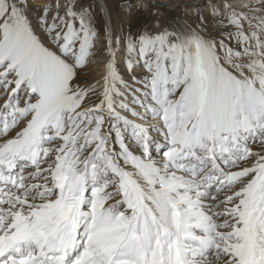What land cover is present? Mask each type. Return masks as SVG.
Masks as SVG:
<instances>
[{
	"label": "snow or ice",
	"instance_id": "1",
	"mask_svg": "<svg viewBox=\"0 0 264 264\" xmlns=\"http://www.w3.org/2000/svg\"><path fill=\"white\" fill-rule=\"evenodd\" d=\"M163 7L92 80L81 0H0V264H264V0Z\"/></svg>",
	"mask_w": 264,
	"mask_h": 264
},
{
	"label": "rangeland",
	"instance_id": "2",
	"mask_svg": "<svg viewBox=\"0 0 264 264\" xmlns=\"http://www.w3.org/2000/svg\"><path fill=\"white\" fill-rule=\"evenodd\" d=\"M157 4H165L169 2L170 4H187L189 5V13L196 11L193 5H199L201 11L207 16L208 13V0H152ZM48 2V0H34L36 7H42ZM109 2V3H108ZM83 6H86L91 10V16L93 17V23L98 30V37L96 39V49L98 50V55L90 57L93 63L89 66L88 72L90 73V79L98 80L101 77V73L106 72V65L110 59L107 54V44L106 41L113 36H123L128 30L138 31L149 25L151 22L158 18H162L165 21L170 20L173 17H179L183 9L175 8L170 9L167 7L156 8L155 4L149 2V0H81ZM108 5L110 14L112 17V24L109 21V16L107 8ZM130 6V7H129ZM159 12V17L154 14ZM107 13V14H106ZM39 15V12L36 13ZM194 17H189L193 19ZM118 59H123L122 53H118ZM123 66L121 65V68ZM102 74V77L104 76Z\"/></svg>",
	"mask_w": 264,
	"mask_h": 264
},
{
	"label": "bare ground",
	"instance_id": "3",
	"mask_svg": "<svg viewBox=\"0 0 264 264\" xmlns=\"http://www.w3.org/2000/svg\"><path fill=\"white\" fill-rule=\"evenodd\" d=\"M152 0H149V2H151ZM165 1H168V0H164V2ZM109 3V2H108ZM152 4H155V5H157V3H155L154 1L153 2H151ZM105 8H107V10H108V14H107V16H109V21H110V23H111V26H112V28H113V24H112V22H113V20H112V17H111V14H110V8H109V6L108 5H106L105 6ZM102 74L104 75V73H101L100 75H101V77L99 78V79H101L102 78Z\"/></svg>",
	"mask_w": 264,
	"mask_h": 264
},
{
	"label": "water",
	"instance_id": "4",
	"mask_svg": "<svg viewBox=\"0 0 264 264\" xmlns=\"http://www.w3.org/2000/svg\"><path fill=\"white\" fill-rule=\"evenodd\" d=\"M151 2H153V1H151ZM169 4V2L167 3V2H165V4H157V5H161V7H163L164 5H168Z\"/></svg>",
	"mask_w": 264,
	"mask_h": 264
}]
</instances>
